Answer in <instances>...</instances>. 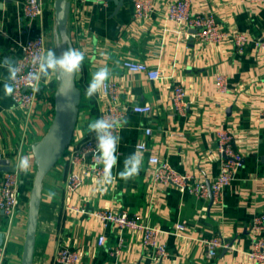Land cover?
I'll list each match as a JSON object with an SVG mask.
<instances>
[{"label":"crops","instance_id":"obj_1","mask_svg":"<svg viewBox=\"0 0 264 264\" xmlns=\"http://www.w3.org/2000/svg\"><path fill=\"white\" fill-rule=\"evenodd\" d=\"M25 1L0 0V61L7 57L15 63L22 42L39 32L45 34L48 49L59 55L54 0H44L43 16L33 21L23 15ZM122 1L80 5L71 0L68 32L74 48L85 55L76 74L81 101L71 144L90 135L88 125L102 115L106 97L100 91L88 99L84 92L92 74L107 66L109 80L121 87L123 120L127 121L118 132L119 162L113 175L137 150L136 145L145 143L141 169L127 181L117 176L112 184L101 185L102 176L83 174L79 167L82 183L71 192L68 178L74 167L68 160V146L44 179L33 264H55L60 245L79 251L77 264H264L249 256L251 221L264 212V50L257 44L264 37V1L191 0L193 11L214 14L223 30L248 34L249 42L242 51L228 36L220 41L185 38V30L167 18L174 0H151L152 10L143 18L134 15L135 0ZM187 31L194 33L195 29ZM127 59L159 68L161 77L153 80L143 72L129 71L122 65ZM218 73L225 74L228 81L222 97L215 90ZM6 76L0 67V158L8 161L10 170H16L19 155H27L31 167L27 174H18L20 202L9 228L0 214V243L6 246L3 264H21L37 169L32 145L51 124L58 80L56 73L42 79L34 104L27 109L4 96ZM178 83L187 90L182 109L172 99ZM136 104H149L151 111L135 112ZM148 127L151 133L146 132ZM220 129L232 133L244 157L221 202L153 182L148 161L153 154L168 160L178 172L190 174L189 184L213 180L222 166L217 140ZM4 172L0 171V181ZM49 191L55 193L51 199ZM106 208L139 211L144 223L171 231L162 236L168 254L155 259L143 247L140 231L118 228L92 214ZM178 223L184 225L181 235L173 233ZM102 233L106 236L103 245L98 242ZM213 236L224 237L229 246L207 258L203 241Z\"/></svg>","mask_w":264,"mask_h":264},{"label":"built area","instance_id":"obj_2","mask_svg":"<svg viewBox=\"0 0 264 264\" xmlns=\"http://www.w3.org/2000/svg\"><path fill=\"white\" fill-rule=\"evenodd\" d=\"M77 4L86 2L105 3L108 0H75ZM246 2H262L264 0H240ZM44 0H26L23 4V15L30 21L40 19L44 12ZM152 10L151 0H135L134 15L137 18H143L149 15ZM167 18L179 25L185 30V38L196 37L204 41H220L230 37L239 51H242L247 42L249 35L242 31H225L218 23L216 17L212 13H202L191 9V0H174L170 3L167 11ZM188 28H194V33L187 31ZM47 38L43 32L29 36L21 45V53L15 63L20 66V73L15 82V91L11 96L13 101L27 109H31L38 92H33L28 79V74L35 72L36 66L33 64V58L48 50ZM257 44L264 50V37ZM122 65L132 72H143L149 79H159L161 70L151 67L149 64L141 61L124 60ZM215 90L218 96H224L228 91L227 77L223 73H218L214 79ZM107 88L101 90L106 97V103L101 117L123 120L125 117L124 108L121 105V87L117 81L108 80ZM187 95V90L183 83L174 86L172 99L178 108L182 109V104ZM133 110L138 113H148L151 111L149 104H136ZM264 115V111H263ZM120 129V128H119ZM117 129V133L119 132ZM147 133L152 132V128L146 129ZM218 135V151L222 159L220 173L211 181L200 180L189 184V175L187 173L178 172L177 169L166 159L161 158L158 154L150 155L148 161L152 168V180L154 183L171 184L180 191H189L200 198H208L212 195L213 200L221 202L223 199L224 189L229 185L242 165L243 155L237 149L234 137L231 132L220 129ZM143 145L145 143L137 144ZM68 160L72 163L74 169L68 178V189L73 192L78 190L82 183V175L78 168L80 167L85 173H93L97 176L103 175V165H98L93 159V153L96 148L95 133L84 136L72 145H69ZM19 176L16 170H8L3 173L0 181V214L6 217L7 228L11 225L19 205ZM92 214L121 229L137 230L142 235L143 247L151 250L157 260L164 258L168 254V247L162 236L171 233L157 225L144 223L141 220L139 211L129 212L127 209L106 208L93 211ZM173 231L174 234L181 235L184 229L182 223H178ZM250 231L252 234V248L249 256L255 261H264V212L255 214L251 224ZM106 236L102 233L99 235L98 242H105ZM206 248L205 256L212 258L217 255L219 248L228 247V241L221 236H213L204 239ZM118 250L116 249V252ZM6 254L5 244L0 243V264H3ZM80 259V253L76 249L60 245L55 255V264H77Z\"/></svg>","mask_w":264,"mask_h":264},{"label":"clouds","instance_id":"obj_3","mask_svg":"<svg viewBox=\"0 0 264 264\" xmlns=\"http://www.w3.org/2000/svg\"><path fill=\"white\" fill-rule=\"evenodd\" d=\"M57 41V46L60 44L68 45L67 36L64 33L57 34ZM84 58V52L70 45L59 55L53 49H48L34 57L32 62L37 70L28 74L29 84L33 92H38L40 81L48 78L52 73H56L63 79L71 81L74 75L81 70ZM0 67H3L7 72V76L3 80V94L5 97H10L15 91V82L21 69L18 63L12 62L7 57L0 61ZM110 75L111 72L107 66L101 67L94 72L89 85L85 89V97L91 99L101 90H105L108 86L107 81ZM61 95L67 97L69 93L61 92ZM125 123L127 121L100 117L88 125L89 132L95 133L96 139L93 159L98 165H103V175L98 181L101 185L112 184L117 176L127 181L138 175L141 169L143 145H139L135 152L128 155L124 159L123 168L115 176L113 175V169L118 166L119 162L117 150L121 140L117 129L123 127ZM30 167L29 156L20 154L16 163L17 173L27 174ZM54 196L55 193L49 191V199Z\"/></svg>","mask_w":264,"mask_h":264},{"label":"water","instance_id":"obj_4","mask_svg":"<svg viewBox=\"0 0 264 264\" xmlns=\"http://www.w3.org/2000/svg\"><path fill=\"white\" fill-rule=\"evenodd\" d=\"M114 1L119 4L123 2L122 0ZM71 6V0H54L55 21L57 22L55 28V44L58 54L63 52L69 45L74 48V41L71 40V36L68 32ZM58 33L66 34L68 45L60 44L57 46ZM76 74L71 81L65 80L57 74L58 85L54 91L55 112L53 119L47 133L32 145L37 169L29 196L28 225L26 228L21 264H33L36 230L39 209L41 207L42 191L44 189V179L59 162L74 137L79 116V104L81 101V90L77 84ZM61 92L69 93V95L67 97L62 96ZM10 169L8 161L0 158V171H8ZM210 198L211 201H213L212 195H210Z\"/></svg>","mask_w":264,"mask_h":264}]
</instances>
